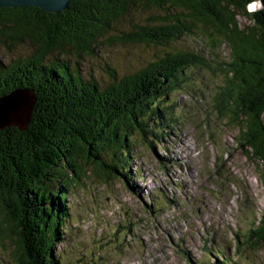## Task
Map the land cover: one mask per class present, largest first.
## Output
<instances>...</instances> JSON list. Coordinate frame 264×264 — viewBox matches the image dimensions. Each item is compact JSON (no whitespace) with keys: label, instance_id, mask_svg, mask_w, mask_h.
<instances>
[{"label":"trees","instance_id":"trees-1","mask_svg":"<svg viewBox=\"0 0 264 264\" xmlns=\"http://www.w3.org/2000/svg\"><path fill=\"white\" fill-rule=\"evenodd\" d=\"M258 2L70 0L57 14L0 8V50L30 47L8 62L0 59V97L15 89L34 97L25 130H0L6 226L0 223V244L6 230L15 229L24 258L19 264H59L55 243L69 230L70 188L87 173L131 185L135 145L154 150L166 142L161 130L176 118L174 93L196 82L190 73L214 71L211 66L223 78L214 109L237 130L264 190V9L249 12ZM240 17L248 23L240 24ZM184 37L206 42L210 60L176 48ZM114 43L140 46L143 62L121 70L101 53ZM256 223L237 243L238 254L264 241V214Z\"/></svg>","mask_w":264,"mask_h":264},{"label":"rangeland","instance_id":"rangeland-1","mask_svg":"<svg viewBox=\"0 0 264 264\" xmlns=\"http://www.w3.org/2000/svg\"><path fill=\"white\" fill-rule=\"evenodd\" d=\"M238 21L248 23L241 17ZM205 44L184 37L175 47L210 60ZM217 47L226 58V47ZM15 50H0V59L8 62L30 47ZM142 50L114 43L102 46L101 53L127 72L143 62ZM211 67L214 71L190 73L196 82L174 93L176 118L161 130L166 142L154 150L135 145L131 185L87 173L70 188L69 230L62 243H55L59 264H264V241L248 243L240 255L235 250L264 214V190L256 162L235 139L237 130L214 109L215 86L223 78ZM0 223L6 227L1 213ZM5 234L0 264H19L24 258L18 235L13 228ZM203 244L225 252L204 253Z\"/></svg>","mask_w":264,"mask_h":264},{"label":"water","instance_id":"water-1","mask_svg":"<svg viewBox=\"0 0 264 264\" xmlns=\"http://www.w3.org/2000/svg\"><path fill=\"white\" fill-rule=\"evenodd\" d=\"M70 0H0V8H38L42 12L57 14L68 8ZM259 8L264 9V0H259ZM34 105L31 91L15 89L9 95L0 97V130L14 127L26 129L30 122Z\"/></svg>","mask_w":264,"mask_h":264},{"label":"bare ground","instance_id":"bare-ground-1","mask_svg":"<svg viewBox=\"0 0 264 264\" xmlns=\"http://www.w3.org/2000/svg\"><path fill=\"white\" fill-rule=\"evenodd\" d=\"M186 147V146H185ZM185 249H189V247L188 246H185ZM211 248H209V249H205V251H208V250H210ZM201 251H202V249H201ZM203 252V251H202Z\"/></svg>","mask_w":264,"mask_h":264},{"label":"clouds","instance_id":"clouds-1","mask_svg":"<svg viewBox=\"0 0 264 264\" xmlns=\"http://www.w3.org/2000/svg\"><path fill=\"white\" fill-rule=\"evenodd\" d=\"M255 4H258V3H254V4L250 5L249 8H250V9H251V8L254 9Z\"/></svg>","mask_w":264,"mask_h":264}]
</instances>
